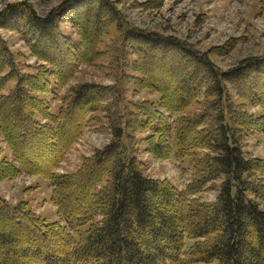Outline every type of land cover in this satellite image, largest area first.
Masks as SVG:
<instances>
[{
  "label": "trees",
  "instance_id": "trees-1",
  "mask_svg": "<svg viewBox=\"0 0 264 264\" xmlns=\"http://www.w3.org/2000/svg\"><path fill=\"white\" fill-rule=\"evenodd\" d=\"M61 18L76 40L61 31ZM113 23L137 58L113 86L80 84L61 95L78 67L95 59ZM125 24L111 0H64L45 17L26 2L0 12V28L22 32L43 62L20 72L0 39V137L12 155L0 160V182L45 179L58 218L48 222L27 202L0 196V264H264V161L242 150L247 137L264 135V90L248 84L253 72L264 77V56L222 71L186 42ZM172 53L183 58L178 70L162 68L173 76L148 67ZM126 84L157 100L128 101ZM204 87V107L185 116ZM103 121L109 141L74 173H59L87 126ZM198 150L208 152L199 157ZM141 152L158 161L193 156L192 180L178 189L147 176ZM217 181L214 202L194 197Z\"/></svg>",
  "mask_w": 264,
  "mask_h": 264
},
{
  "label": "rangeland",
  "instance_id": "rangeland-1",
  "mask_svg": "<svg viewBox=\"0 0 264 264\" xmlns=\"http://www.w3.org/2000/svg\"><path fill=\"white\" fill-rule=\"evenodd\" d=\"M64 0H0V12L8 5L16 2H26L39 17H45ZM119 10L125 27L137 29L144 33H154L161 37L186 42L194 50L204 53L209 61L222 71L229 70L238 63L250 57L264 56V0H111ZM93 9L96 7L93 4ZM60 29L65 35L77 39L72 25L62 19ZM0 39L6 48L15 56V62L20 72L32 73L35 66L43 62L33 56L31 42L22 32L0 28ZM95 59L89 64L78 67L74 77L62 89L61 95H66L70 88L80 84H94L99 86H113L121 70H126L125 63L133 62L137 57L132 47H125L121 41V33L115 23L107 28L106 34L99 43ZM152 52L158 53L156 48ZM173 52V51H172ZM157 55L148 67L159 77L173 76L174 70H165L163 67L171 65L178 70L182 65L180 56ZM42 63V64H41ZM200 70V69H199ZM177 72V71H176ZM182 71L179 72V74ZM250 83L252 89L264 90V77L257 78ZM261 76V75H260ZM178 77V76H177ZM11 80L1 91L8 94L15 85ZM247 85V84H246ZM125 98L130 102L142 100H157L156 95L138 90L133 84L125 85ZM136 92H135V91ZM206 87L200 93L197 102L183 113L185 116H194L204 107ZM106 99L103 104H109ZM250 113L259 114L260 110L248 107ZM113 113L115 110L112 108ZM102 118L103 113L97 114ZM106 123H90L75 146L62 161L59 173L71 174L78 170L83 158L91 156L96 148L103 147L110 139ZM143 146H141L142 149ZM242 150L249 158H260L264 161V135L255 132L247 137ZM207 150H198L196 154L204 156ZM11 160V151L0 137V160ZM145 174L153 179L167 180L178 189H184L192 180L194 172L193 156L182 160L172 157L169 160L158 161L144 152L139 154ZM218 184H210L195 198L207 203L215 201L218 193ZM0 196L10 204L20 201L27 202L31 210L48 222L57 221L56 208L50 202L51 189L49 183L40 177L19 175L14 179L0 182ZM264 210V200L260 203ZM187 247L189 242L186 243ZM1 253V252H0Z\"/></svg>",
  "mask_w": 264,
  "mask_h": 264
},
{
  "label": "bare ground",
  "instance_id": "bare-ground-1",
  "mask_svg": "<svg viewBox=\"0 0 264 264\" xmlns=\"http://www.w3.org/2000/svg\"><path fill=\"white\" fill-rule=\"evenodd\" d=\"M91 7V6H90ZM89 33V32H88ZM5 118V117H4Z\"/></svg>",
  "mask_w": 264,
  "mask_h": 264
}]
</instances>
